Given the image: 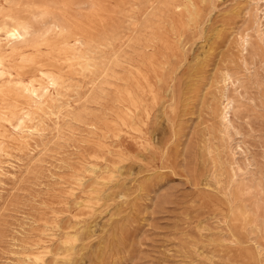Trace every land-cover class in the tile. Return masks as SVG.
Here are the masks:
<instances>
[{
	"label": "rangeland",
	"instance_id": "1",
	"mask_svg": "<svg viewBox=\"0 0 264 264\" xmlns=\"http://www.w3.org/2000/svg\"><path fill=\"white\" fill-rule=\"evenodd\" d=\"M4 13L32 35L3 53L0 264H264V0Z\"/></svg>",
	"mask_w": 264,
	"mask_h": 264
},
{
	"label": "bare ground",
	"instance_id": "2",
	"mask_svg": "<svg viewBox=\"0 0 264 264\" xmlns=\"http://www.w3.org/2000/svg\"><path fill=\"white\" fill-rule=\"evenodd\" d=\"M3 17L4 20L0 23V78L6 75L12 76V74L7 70L4 64V48L9 47L12 51L20 48L30 41V36L32 35L30 27L27 23L16 19L9 13H4ZM3 40H5V42ZM47 79L48 85L45 87L46 89L44 92H40L37 88H26L27 93L30 94V96H32L35 101L41 105L46 102L45 96L48 95V93H51L50 88L54 87L57 90L59 87L58 81H56L53 77L47 76ZM0 93H5V89L0 87ZM230 108L231 103H228L225 106V112L223 116L224 120H228V115L231 112ZM30 119V113L25 112L23 116L19 118V122L16 126L22 130L26 129L29 133L32 134L34 132V129H32L31 127L28 128V126L26 125V121ZM5 120L11 125L13 124L9 119ZM0 154L2 153L0 152Z\"/></svg>",
	"mask_w": 264,
	"mask_h": 264
}]
</instances>
